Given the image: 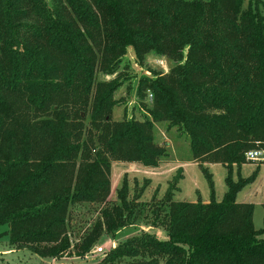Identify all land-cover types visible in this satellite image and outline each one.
<instances>
[{"label": "trees", "instance_id": "1", "mask_svg": "<svg viewBox=\"0 0 264 264\" xmlns=\"http://www.w3.org/2000/svg\"><path fill=\"white\" fill-rule=\"evenodd\" d=\"M249 0H0V225L10 245L42 257L69 247L71 206L106 204L111 161L155 167L166 147L152 121L180 127L205 177L209 200H175L182 179L151 204L166 239L143 232L112 250L118 264H264L253 203L237 200L258 169L242 177L246 152L264 145V16ZM172 60L167 75L141 77L151 120H111L122 82L114 73L127 49ZM88 113V121L81 113ZM220 163L226 190L217 201ZM235 175V178H234ZM145 188L118 204L76 243L81 252L137 214ZM154 198V197H153ZM154 201V199H152ZM162 215V216H161ZM125 258L131 259L123 262Z\"/></svg>", "mask_w": 264, "mask_h": 264}, {"label": "rangeland", "instance_id": "2", "mask_svg": "<svg viewBox=\"0 0 264 264\" xmlns=\"http://www.w3.org/2000/svg\"><path fill=\"white\" fill-rule=\"evenodd\" d=\"M259 1L264 3V0ZM248 4L249 0H243V7H247ZM258 11L264 16V6L262 4L258 6ZM173 64L169 58L151 52L144 56L142 62H139L135 59L133 51L129 47L121 65L114 73L97 72V81L108 82L115 79L117 82H122L114 93L117 105L111 112V120L119 121L127 118L152 121L150 114L152 107L151 92L146 88L139 91V79L144 76L154 78L159 75H167ZM85 115L86 120L84 122H87L88 113H81V116L85 117ZM152 122L153 141L166 147V155L159 159L157 166L148 167L140 162L112 160L109 175L110 193L106 204L85 202L71 206L67 225V232L70 234L69 247L58 256L42 257L25 246L10 245L6 235L7 225H0V264H118L109 260L108 254L131 237L147 232L156 235L159 239H166L164 227L159 221H156L155 226L153 224L154 215L151 204L163 199L164 193L173 179L176 177L182 178L177 185L180 192L175 194V200L191 203L200 199L204 203L207 202L210 196L207 181L198 167V160L196 161L192 156L188 140L182 129L177 126H170L166 120ZM249 150L264 152V145L260 146V143H256L255 147ZM203 165L207 166L208 171L212 173L215 198L219 201L226 190L224 184L225 170L220 163L206 162ZM256 169H258L256 178L259 176L261 169L264 174V156L263 159L258 161H250L245 157L240 175L246 177ZM123 178L128 189L129 200L132 198L135 189L145 188L142 196L136 202L137 214L131 220L125 221L113 230H102L99 239L89 250L81 252L76 248V243L98 220L100 210L104 206L118 204L116 190L121 187ZM263 184L264 180L259 185L263 201L252 202L253 226L259 232L261 238H264ZM237 200L241 202L243 199L238 195ZM99 247L103 248V253L95 252V249ZM130 260L125 258L123 262Z\"/></svg>", "mask_w": 264, "mask_h": 264}, {"label": "crops", "instance_id": "3", "mask_svg": "<svg viewBox=\"0 0 264 264\" xmlns=\"http://www.w3.org/2000/svg\"><path fill=\"white\" fill-rule=\"evenodd\" d=\"M263 180H264V174L262 173V169H261V172L259 173V176L255 179V181L250 185L244 187V189L241 191V194L240 193L238 194L241 196V199H243L241 202L255 203L256 201H263L261 190H259V185L260 183H263Z\"/></svg>", "mask_w": 264, "mask_h": 264}, {"label": "built area", "instance_id": "4", "mask_svg": "<svg viewBox=\"0 0 264 264\" xmlns=\"http://www.w3.org/2000/svg\"><path fill=\"white\" fill-rule=\"evenodd\" d=\"M264 156V152L261 150H249L248 152H246L245 157L247 160L250 161H258L263 159ZM96 253H103V248L99 247L95 249Z\"/></svg>", "mask_w": 264, "mask_h": 264}]
</instances>
